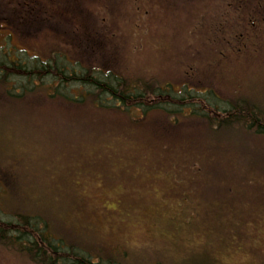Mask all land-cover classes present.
Instances as JSON below:
<instances>
[{"label": "rangeland", "instance_id": "374dc122", "mask_svg": "<svg viewBox=\"0 0 264 264\" xmlns=\"http://www.w3.org/2000/svg\"><path fill=\"white\" fill-rule=\"evenodd\" d=\"M8 1L0 0V17L30 54L49 58L64 51L61 35L78 32L75 54L66 53L85 69H114L176 88L187 83L232 104L252 97L264 109V50L222 58L212 38L224 37L235 23L222 24L219 7L176 0V9L165 6L159 14L146 4L148 17L138 29L133 20L92 21L85 8L63 15L49 8L25 22ZM125 15L132 16L129 9ZM7 49L24 52L11 41ZM11 90L0 82L5 219L18 212L40 217L70 243L123 264H264V134L250 128L247 117L226 125L212 98L188 99L209 117L188 109L172 121L175 114L164 109L145 116L135 107L103 108L88 95L71 102L43 86ZM87 90L94 89L66 85L59 92ZM0 264L41 263L0 244Z\"/></svg>", "mask_w": 264, "mask_h": 264}, {"label": "trees", "instance_id": "16d2710c", "mask_svg": "<svg viewBox=\"0 0 264 264\" xmlns=\"http://www.w3.org/2000/svg\"><path fill=\"white\" fill-rule=\"evenodd\" d=\"M2 66L6 65L1 64L0 69ZM16 68L21 72L16 73L18 77L21 75V81L18 86L9 87V92H12L11 89L13 88L25 89L43 86L49 90L56 89V92L51 91L52 95L57 96V94H61L71 102H80V99H85L87 95L92 96L94 103L107 109L115 108L125 111H135L133 110V107H135L143 111L142 113L145 116L146 113L152 110L164 109L169 114H175L171 116L173 117L171 118L172 121H178L179 116L177 114L186 113L188 109H190L192 116L209 117L208 114L202 111L203 107L200 105L201 103L188 101L189 98L202 97V94H199L197 90L195 93L190 92L187 87H183L180 92L181 94H179L178 89L175 90L176 87L174 88L171 84L166 83L160 85L156 83V85L154 82L144 79L137 81L136 78L128 79L117 73L107 72L105 69L98 67L92 66L89 69H85L81 64H79L78 70L73 72L72 77L64 80L66 82L55 86L50 81H54L59 73L65 72L61 70L56 60H49L47 62V68L45 69L37 67L36 65L30 67L23 64ZM8 75V72H0V79L6 80ZM64 75L69 74L64 73ZM35 79L38 80V83L34 82ZM45 79L51 85L46 83ZM66 85L72 88L83 87L93 88L94 90H87L85 93H80V95L75 94V96L70 93L69 95L60 93L59 90L61 87ZM166 95H172L173 98L169 101L162 100L163 96ZM153 99L155 100L153 101ZM176 100H179V102ZM213 102H215L214 105ZM213 102H210V105L216 111L226 114L224 115L226 125L237 116H245L250 122V128L254 127L258 133L264 134V125H262L264 124V115H235L237 107H241L242 105L245 106L244 108L242 106L244 112L252 113L256 111L253 110L248 101L241 102L239 105H236L237 103L232 104L229 101H222L224 104H228V109H224L221 106V102L217 103L215 100ZM259 124H261L260 127L258 126ZM222 125L224 124L221 123ZM3 214L4 210L0 208V244L25 252L35 262L41 264H123L117 258L105 256L102 251L101 253H90L80 246L70 243L65 237L59 236L51 225L40 217L18 212L14 218H11L10 214L5 213L8 216V219H5Z\"/></svg>", "mask_w": 264, "mask_h": 264}, {"label": "flooded vegetation", "instance_id": "af4514ba", "mask_svg": "<svg viewBox=\"0 0 264 264\" xmlns=\"http://www.w3.org/2000/svg\"><path fill=\"white\" fill-rule=\"evenodd\" d=\"M183 1H189L190 5L196 6H209V7H216L219 12L222 14L220 16L222 18L221 23L227 22L231 24V19L234 21L235 24H231L230 26L231 31L227 32V35L224 37L221 35H216L214 39L213 48L218 53L220 52V55L222 58H225V54H230V51H233L235 55L237 56H245V55H252L256 56L260 54L264 50V0H198L196 3L194 0H183ZM177 2L176 0H9L8 2H5L8 7L13 8H19L21 11L17 12L19 15V19H24L25 22H31L30 20L33 19V15L35 13H38L40 11H45L48 13L51 9H59L64 10L66 13L70 11L71 13L77 14L78 11H81L80 9L85 8L88 13L91 15L92 21L99 22L102 21L106 24L110 23H121L125 21H135L136 27L139 29L142 26V23L144 22L145 18L148 17V7L144 10V13L146 15H143V8L147 6L146 4H150L151 6H156L158 9V13L161 14L162 8L165 6L174 7V3ZM179 6V5H176ZM226 10L223 11L224 7ZM40 8L41 10H37ZM45 8V9H42ZM129 9V13L131 12L132 16L127 17L125 15V12ZM127 9L126 11H124ZM131 9V11H130ZM176 9V7H174ZM55 11V12H60ZM171 11V10H170ZM63 15V12H60ZM235 13V15L230 16L231 14ZM134 15V16H133ZM210 13H206L201 17V22L206 23L207 18L209 17ZM156 16V14H155ZM74 20L77 16H69ZM1 18V17H0ZM89 18V17H88ZM156 18V17H155ZM192 16L189 15V19H191ZM90 19V18H89ZM78 17L76 19L77 23ZM82 21V20H80ZM78 21V22H80ZM172 21V20H170ZM223 22V23H224ZM222 23V24H223ZM74 27L78 28L80 26L73 25ZM80 29V28H79ZM77 35L78 32H76ZM75 32H67L66 36H60V40H65V43H62L63 50L60 52H55L53 55H51L49 58L43 59L41 56L30 54L27 49L22 48L20 46V43L16 41L15 39V33H14V27L12 26L11 22L7 19H0V65H6L2 66L0 69V72H8V77L6 80H1L0 82L4 83L6 87H15L19 85V82L21 81V75L18 77L16 73H21L19 69H17V66H20L21 64L25 66H33L36 65L40 68H47V62L49 60L57 61L58 66L61 67L62 71H65L64 73H68L69 75H64V73H59L57 77H55L54 81L52 82V85H59L60 83L66 82L64 80H67L69 77L73 76V72H76L79 68L78 60H73L72 58H69L68 52L70 49L74 52L73 46H75L78 41L79 37L76 36ZM83 33L82 35H84ZM90 37H93V33H88ZM90 40V38H89ZM9 41L13 42L17 48H19V51H24L23 54L21 53H14L12 52V49L8 50V44ZM220 41L219 46L217 43ZM226 42V43H225ZM60 43V42H59ZM227 46V49L225 51L219 50L220 48H225ZM67 48H70L69 50H66ZM56 49V48H55ZM227 51V52H226ZM27 56L26 57H24ZM223 60V59H221ZM8 63V64H5ZM218 64V63H216ZM211 64V65H216ZM110 67L116 68V65H109ZM107 72H114V69H107ZM46 72V71H44ZM57 78V79H56ZM126 78V77H125ZM137 81H142L143 78L138 77L136 78ZM34 82L38 83V80H34ZM45 82L48 83V81L45 79ZM51 85V83H48ZM171 84L174 88L176 87L172 83ZM160 86V85H159ZM183 87H187V89L191 91H199L202 95V97H206L208 101L210 98L217 97L216 99L221 100L220 97L217 95L210 94V91L207 89L203 90H197L195 88L188 87L187 83H184L183 85L178 86L175 90L182 91ZM197 90V91H196ZM208 91V92H207ZM194 92V93H195ZM199 97V98H202ZM173 98L172 95H166L163 96L162 100H171ZM176 98V97H174ZM248 103L253 108L252 113L251 112H244L243 108L237 107V110L235 111V115H264V109H261L260 107L255 106L253 102L252 97H247ZM155 99H153L154 101ZM223 101V100H221ZM243 103V101L237 102L236 105H239L240 103ZM215 104V102H214ZM249 106V107H250ZM218 112V111H217ZM219 114H224L222 112H218ZM262 123V122H261ZM264 125V124H262ZM259 127L261 124L258 125ZM263 134V133H262Z\"/></svg>", "mask_w": 264, "mask_h": 264}]
</instances>
